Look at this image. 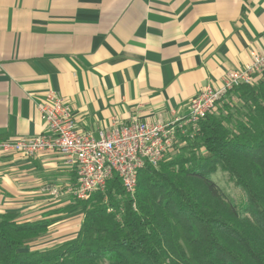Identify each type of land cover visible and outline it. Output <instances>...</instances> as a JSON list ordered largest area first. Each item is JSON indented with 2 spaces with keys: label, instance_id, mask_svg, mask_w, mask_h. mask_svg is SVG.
<instances>
[{
  "label": "crops",
  "instance_id": "crops-1",
  "mask_svg": "<svg viewBox=\"0 0 264 264\" xmlns=\"http://www.w3.org/2000/svg\"><path fill=\"white\" fill-rule=\"evenodd\" d=\"M262 49L264 0H0V142L46 133L36 106L48 91L94 138L134 118H185L205 86ZM75 183L57 153L0 151V214L42 219L73 201ZM70 213L49 216L47 233L70 231Z\"/></svg>",
  "mask_w": 264,
  "mask_h": 264
},
{
  "label": "trees",
  "instance_id": "trees-1",
  "mask_svg": "<svg viewBox=\"0 0 264 264\" xmlns=\"http://www.w3.org/2000/svg\"><path fill=\"white\" fill-rule=\"evenodd\" d=\"M227 96L243 105L226 104V115L219 106L194 136L178 137L175 156L140 169L134 198L113 175L104 192L42 219L0 214V264H264V75ZM218 171L243 192L240 205L211 179ZM77 209L74 237L29 247L47 233L49 216Z\"/></svg>",
  "mask_w": 264,
  "mask_h": 264
},
{
  "label": "built area",
  "instance_id": "built-area-1",
  "mask_svg": "<svg viewBox=\"0 0 264 264\" xmlns=\"http://www.w3.org/2000/svg\"><path fill=\"white\" fill-rule=\"evenodd\" d=\"M264 75V49L251 51L249 62L240 70L229 72L219 89L205 86L190 100L188 115L173 122H143L132 120L126 125L100 131L98 138L77 129L68 101L54 91H48L37 106L46 133L31 138L0 142V151L33 159L44 153H57L63 163L76 173L71 195L87 200L93 193L104 191L112 173H117L125 192L134 198L137 173L146 164L157 167L166 153L188 131L194 135L198 122L216 111L226 94L240 85H251ZM53 198L57 190L50 192Z\"/></svg>",
  "mask_w": 264,
  "mask_h": 264
},
{
  "label": "rangeland",
  "instance_id": "rangeland-1",
  "mask_svg": "<svg viewBox=\"0 0 264 264\" xmlns=\"http://www.w3.org/2000/svg\"><path fill=\"white\" fill-rule=\"evenodd\" d=\"M230 92V91H229ZM228 92V93H229ZM228 93L226 94V96L225 97H223L222 98V100H221V102H219L218 104H217V108H216V111L218 110V107L220 106V110L221 109H223L224 108V115H226L227 114V112H226V110H225V105L226 104H228L229 105V103L231 104V106L232 107H234V106H237V105H243V102L242 101H240L239 102V100H237L236 98H235V96H233V98H232V101L231 100H229L227 97H229V96H227L228 95ZM231 97V96H230ZM231 107V108H232ZM235 112V110H232L231 111V113H234ZM134 119H136V118H134ZM133 119V120H134ZM137 120V119H136ZM175 120V119H174ZM132 121V120H131ZM196 134V133H195ZM191 136H194V135H191ZM178 139H177V143H178ZM177 143H175V145H174V147L173 148H171L170 150H169V153H166V155H165V157L163 158V160L167 157V155H174L175 156V151H176V148H177V146H178V144ZM173 158V157H172ZM162 160V161H163ZM138 174V173H137ZM113 175H116L117 177H118V175H117V173H115V172H113L112 173V177H113ZM111 177V178H112ZM77 178V177H76ZM119 178V177H118ZM211 179L216 183V185L229 197V199L234 203V204H236V205H240L243 201H244V195H243V192L237 187V186H235V184L233 183V181L230 179V177L228 176V174L225 172H222V171H218V172H216L215 174H212V176H211ZM119 180H120V178H119ZM121 182V181H120ZM137 182V181H136ZM107 184V183H106ZM121 185H122V182H121ZM122 187H123V189H124V186L122 185ZM52 190H57L58 191V189L57 188H52V189H49V194H50V192L52 191ZM104 191H105V189H104ZM104 191H97V192H104ZM125 191V190H124ZM59 192V191H58ZM96 193V192H95ZM94 194V193H93ZM51 195V194H50ZM52 196V195H51ZM58 198V197H57ZM90 198V197H89ZM88 198V199H89ZM54 199V198H53ZM76 199V198H75ZM87 199V200H88ZM77 200H80V199H77ZM82 201H86V200H82ZM108 211H111V209H108ZM81 209H77V210H75V211H73L72 213H70L69 214V216H67V217H65L66 219L67 218H69V220H73V222H72V226H70L69 227V229H70V231H67V232H64V231H66V230H64L65 228H64V225H62V226H56V227H58L57 228V230L58 231H55V232H48V233H46L45 235H43V236H41V237H39L38 239H36L35 241H33V242H31L30 244H29V247L31 248V249H44V248H47V247H49V246H52L54 243H52V241H54L53 240V238L55 237V236H59L60 235V237L62 238V239H58L59 241L60 240H65V239H68V238H71V237H73L74 235H76L75 234V223L76 222H78V221H76L77 219H79L80 217V215H81ZM82 216V215H81ZM65 218H63L64 220H65ZM60 219H62V218H60ZM59 221V220H58ZM57 221V222H58ZM76 221V222H75ZM68 229V230H69ZM77 233V232H76ZM48 239H52V241H50V240H48ZM56 240V239H55ZM57 241V240H56Z\"/></svg>",
  "mask_w": 264,
  "mask_h": 264
}]
</instances>
